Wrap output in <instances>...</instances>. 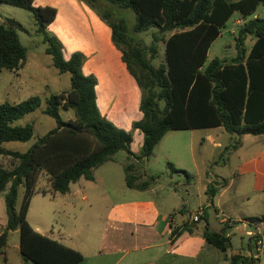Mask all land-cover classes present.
<instances>
[{
    "label": "trees",
    "instance_id": "16d2710c",
    "mask_svg": "<svg viewBox=\"0 0 264 264\" xmlns=\"http://www.w3.org/2000/svg\"><path fill=\"white\" fill-rule=\"evenodd\" d=\"M86 1L93 6L91 0ZM106 1L134 12L136 22L131 30L134 33L156 30L153 44L148 48L151 58L158 54L159 42L165 43L166 62L155 67L144 48L133 46L125 19L114 22L109 14H101L112 28L113 41L143 91L140 106L143 119L133 124V128L144 135L139 156L131 151V133L118 128L101 114L96 100L97 79L82 71L84 55L74 53L66 60L63 45L48 33V25L56 18V9L35 7L32 0H0L1 4L24 9L33 15L37 33L42 36L54 67L60 74L71 77L70 91L51 94L45 99L44 114L56 121V128L40 137L24 153L10 150L6 144L27 143L34 138L33 124L16 123L40 108L43 99L33 96L21 103L0 104V156L13 160L11 169L0 165V195H4L8 218L0 236V256L6 254L10 234L19 230L20 250L26 261L34 264H79L83 261L80 252L37 233L28 223L30 203L39 192L37 186L42 172L50 178L53 193L66 195L72 183L82 178L94 181L95 171L113 161L120 151L127 152L129 159L144 163L170 131L223 127L228 134L237 137L236 140L232 138V144L225 151L238 150L241 137L245 135H264V18L256 16L249 20L264 6V0ZM236 13L245 20L235 39L236 57L216 58L205 67L212 44ZM18 31L27 32V29L12 19L0 24V70L19 71L27 63L28 49L22 45ZM250 36L255 43L248 49L245 42ZM61 109L73 110L75 119L63 120ZM136 167L134 163L125 166L126 185L144 191L155 178L138 183ZM169 167L172 172L188 175L176 170L171 163ZM21 187L24 198L18 210ZM250 220L264 221V214ZM225 230L213 232L205 226L203 238L226 252L230 244ZM183 231L194 234L188 225ZM230 262L255 264L246 254H235Z\"/></svg>",
    "mask_w": 264,
    "mask_h": 264
},
{
    "label": "crops",
    "instance_id": "0c3cea01",
    "mask_svg": "<svg viewBox=\"0 0 264 264\" xmlns=\"http://www.w3.org/2000/svg\"><path fill=\"white\" fill-rule=\"evenodd\" d=\"M32 1L35 7L56 9L57 15L55 20L48 25V33L62 42L66 60H69L74 53L84 55L86 61L82 66V71L86 76H95L97 79L96 100L101 114L105 118H109L110 122L112 121L118 128L130 131L133 122L139 121L143 117L139 110L141 89L123 60L122 51L113 41L112 28L100 17L98 18L81 0ZM35 67L39 71L45 72L43 67L39 65ZM121 79L124 80V89L117 106L118 86ZM32 83L34 85L36 80L32 79ZM60 93L63 92L51 94ZM51 94L45 96V99ZM132 94L137 97V110L135 116L129 117L126 100ZM121 98L122 101H120ZM116 106L120 107V111L116 110ZM123 113L125 114L122 115ZM139 131L136 130V136L140 141L137 147V152L140 155L144 139L141 141ZM194 131L204 132L198 143L201 147L205 143H210L216 150L223 148L224 145L220 140L228 134L223 127L190 130L189 134L178 133L181 131L168 132L157 147H160L166 136L172 132H174V136L189 138L186 145L176 144L174 149L161 148L164 160L169 161L173 160L171 158H175L173 161L176 170H185L183 156L188 152L194 158V148L197 144L193 137ZM133 145L134 143H132V150ZM146 162L142 163L132 159L129 163L137 165L135 174L139 178L138 183H141L139 172H142L143 177L141 178H144V181L155 178L152 175L148 177L145 168ZM215 163L217 164V162ZM173 173L178 177L185 176L184 181L177 183L176 189L181 186H191L193 180L188 172V175L182 172ZM80 180L76 183H80ZM158 182L159 180L155 179L144 190L153 193L150 197L132 196L127 201L111 202L108 205V210L99 216H97L98 213H89L86 217L87 222L96 219L102 220L103 230L97 234L85 232L86 234L82 235L83 229H75L73 232H64L59 229L54 231L53 223L48 225L50 214L60 212L57 199H62L66 208L75 206L74 198L81 190H74L72 188L74 183L70 185V192L66 195L53 193L51 188L52 196L49 199L46 196L48 189L40 191L39 187V192L31 200L27 220L37 233L80 252L84 259L79 264H231L230 258L233 255L246 254L252 248L250 241L244 236L245 226L239 225L234 229H228L220 223V213L223 212L238 221L261 217L264 213L256 216L254 213H247L240 209L229 210L227 205H225V210L223 206L227 202L224 197L232 183L229 184L225 177L218 179L217 176L205 172L204 177H200L195 184V192L198 197L195 202H198H196L193 212L199 207L205 208V216L202 223L198 225L190 222V215L193 213L187 209V205L191 203L189 200L190 191L187 189L188 198L181 199L180 204L173 208L164 196L161 198L163 201L159 203L157 197L159 189L155 187ZM79 186L81 185H78L77 188ZM21 188L24 190L23 187ZM88 200L89 197H82V202L86 203ZM7 221L6 204L2 194L0 195V236L6 229ZM185 225L192 227L194 234L183 231ZM205 226L213 232H221L226 229V236L230 244L226 252H222L206 242L203 238ZM174 231H176L175 235H173ZM0 264H34L24 260L21 254L19 230L10 234L8 248L6 254L0 256Z\"/></svg>",
    "mask_w": 264,
    "mask_h": 264
},
{
    "label": "rangeland",
    "instance_id": "374dc122",
    "mask_svg": "<svg viewBox=\"0 0 264 264\" xmlns=\"http://www.w3.org/2000/svg\"><path fill=\"white\" fill-rule=\"evenodd\" d=\"M81 1L89 6L90 10H92V12L98 18L100 17L105 23L106 21L102 19L101 14H109L111 20L114 22L121 18L125 19L130 28L129 37L132 39L133 46L135 45L144 48L147 58L152 61V64L155 67H159L166 62L164 41L159 42L158 54L154 59L151 58V54L148 51L150 45L153 44V34L156 30L141 34H136L131 31L136 22L133 11L114 6L106 0H91L94 7L87 3L86 0ZM256 16L264 18V6H261L254 15L250 16L249 20ZM7 19L15 20L27 29V32L18 31V36L22 45L28 49V60L27 65L20 71L12 72L6 69L0 70V104L5 102L11 104L21 103L36 95H39L43 99L40 108L16 123L18 125L33 124L35 127L34 138L27 143L12 142L6 144L7 148L10 150L25 152L30 149L40 137L45 136L51 130L56 128V121L52 117L44 114L46 108L45 96L55 92L70 91L71 77L69 74H60L54 67L52 57L46 53L47 46L44 44L42 36L37 33L35 20L30 12L18 7L0 3V24H6ZM244 21L245 20L236 13L226 23L225 27L221 30V36L212 44L209 50L208 61L205 67L216 58L230 60L236 57L237 51L235 48V39ZM169 36L170 34L167 35V37ZM60 43L62 44V42ZM254 43L255 39L250 36L247 38L245 46L250 49ZM85 61L86 58L84 63ZM36 65L43 67L45 72L39 71L35 67ZM32 79L36 80L34 85ZM118 87L119 94L117 98V106L124 89L123 79L120 80ZM140 97L141 106L143 98L142 89ZM120 101H122V98ZM126 103L128 105L127 107H129V117L135 116L137 110L136 95L132 94L126 100ZM119 109L120 107L116 108L117 111H120ZM124 114L125 113L122 115ZM61 115L65 121L75 119V113L73 110L66 111L61 109ZM106 119L109 120V118ZM142 119L143 117L141 120ZM133 124L129 131L133 137L134 143L133 150L131 145V151L134 155H139L137 147L140 141L136 136V129L133 128ZM173 133L174 132L166 136L161 143L162 145L154 150L151 157L145 163L148 177L152 175L155 179L159 180L155 185V187L159 189L157 195L159 203L163 201L161 198L164 196L165 199L169 201L171 207L176 208L180 204L181 199L188 198L186 192L188 189L190 191L189 200L191 203L187 205V209L190 213L193 212L194 207L197 204L196 202H198H195V199L198 200L197 192H195V184L198 182V179L200 177L203 178L205 172H207L211 175L217 176L218 179L225 177L229 184L232 182L224 197V200L228 203L223 206L225 210V205H227V209L229 210L240 209L247 213H254L256 216L264 213V135L243 136L241 137V146L238 150L234 151L232 148H229L225 151V149L232 144V138H235L236 140L237 137L227 134L225 138L220 140L224 145L223 148L216 150L210 143H205L201 147L198 143L200 142L201 136L204 135V132L194 131L193 137L195 141H197L194 148V158L190 152L183 156L184 171H187L191 175L193 182L190 187L181 186L179 189H176L177 183L184 181L185 176L182 175L183 177H178L172 172L169 164L171 163L175 165L173 161L175 158H171L173 160L169 161L164 160L161 148L165 147L167 149H174L173 147L176 144L186 145V143L189 142V138L177 137L174 136ZM178 133L189 134L190 132L181 131ZM139 134L142 141L144 135L141 131H139ZM131 160L132 159L129 160V154L127 152L120 151L115 154L113 161L106 163L95 171V181L81 179L80 183H74L72 188L74 190H81L74 198L73 204L75 206L66 208L62 199H57L56 202L60 208V212L57 214H50L48 225L49 223L50 225L53 223L52 227L54 228V231L59 229L64 232H73L75 229H83L82 235L85 232L97 234L103 230L102 220L96 219L87 222L86 217L89 213H98L97 216H99L108 210V205L111 202L117 203L127 201L132 196H141V198L150 197L153 194L151 191H138L127 187L125 166L128 165ZM215 162H217V164ZM12 163L13 160L11 158L0 156V165L4 168L11 169ZM138 174L140 175V181L144 182V178H141L143 177L142 172H139ZM78 185L81 186L77 188ZM39 187L40 191L48 189V194H46V196L48 199L51 198L52 195L50 189L52 187L50 178L44 172L40 174L37 189H39ZM23 194L24 190L21 188L19 190L17 201L18 210L23 201ZM83 196L89 197L88 202H82ZM53 228H51L52 231Z\"/></svg>",
    "mask_w": 264,
    "mask_h": 264
},
{
    "label": "built area",
    "instance_id": "2783aa9c",
    "mask_svg": "<svg viewBox=\"0 0 264 264\" xmlns=\"http://www.w3.org/2000/svg\"><path fill=\"white\" fill-rule=\"evenodd\" d=\"M205 216V208L199 207L190 215V222L200 224ZM220 223L228 229H234L239 225H244V236L248 238L252 248L246 253L254 260L255 264H264V221L257 220H236L227 214L220 213Z\"/></svg>",
    "mask_w": 264,
    "mask_h": 264
}]
</instances>
